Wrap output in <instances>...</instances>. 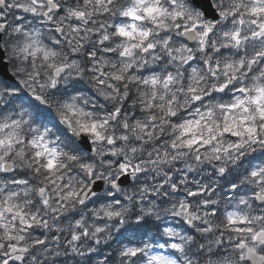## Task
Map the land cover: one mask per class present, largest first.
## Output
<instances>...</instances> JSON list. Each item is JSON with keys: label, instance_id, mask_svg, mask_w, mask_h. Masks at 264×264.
Instances as JSON below:
<instances>
[{"label": "clouds", "instance_id": "9594fccd", "mask_svg": "<svg viewBox=\"0 0 264 264\" xmlns=\"http://www.w3.org/2000/svg\"><path fill=\"white\" fill-rule=\"evenodd\" d=\"M0 264H264V0H0Z\"/></svg>", "mask_w": 264, "mask_h": 264}]
</instances>
